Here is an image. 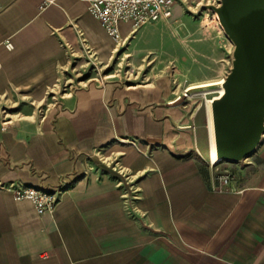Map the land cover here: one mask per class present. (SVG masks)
Instances as JSON below:
<instances>
[{
  "label": "crops",
  "instance_id": "0c3cea01",
  "mask_svg": "<svg viewBox=\"0 0 264 264\" xmlns=\"http://www.w3.org/2000/svg\"><path fill=\"white\" fill-rule=\"evenodd\" d=\"M90 1L2 0L0 108L44 100L68 46L112 58ZM121 28L129 36L130 24ZM195 114L170 85L111 82L80 88L40 120L0 115V264H264V137L244 161L215 169ZM95 153L115 167L98 168ZM120 168L139 191L136 214ZM63 179L45 214L10 187L55 190Z\"/></svg>",
  "mask_w": 264,
  "mask_h": 264
},
{
  "label": "rangeland",
  "instance_id": "374dc122",
  "mask_svg": "<svg viewBox=\"0 0 264 264\" xmlns=\"http://www.w3.org/2000/svg\"><path fill=\"white\" fill-rule=\"evenodd\" d=\"M221 2L179 0L172 18L142 27L123 46L115 44L108 62H102L89 46H83L82 52L66 47L68 61L58 68L56 80L44 100L27 103L26 107L15 104L11 108L1 107L4 123L7 124L11 117L22 119L25 114L31 121L40 120L74 92L92 83L112 82L139 88L167 84L174 92L177 104L185 106L191 114L196 112L202 128L203 149L210 166L216 169L220 163L210 160L208 103L219 94L221 86L218 82L231 71L235 49L218 13L212 8ZM203 84L212 85L198 87ZM192 86L198 88L188 90ZM114 159L98 158L97 167L113 168L116 165Z\"/></svg>",
  "mask_w": 264,
  "mask_h": 264
},
{
  "label": "water",
  "instance_id": "95a60500",
  "mask_svg": "<svg viewBox=\"0 0 264 264\" xmlns=\"http://www.w3.org/2000/svg\"><path fill=\"white\" fill-rule=\"evenodd\" d=\"M235 45L225 93L212 102L220 160L242 162L264 137V0H222L212 7Z\"/></svg>",
  "mask_w": 264,
  "mask_h": 264
},
{
  "label": "built area",
  "instance_id": "2783aa9c",
  "mask_svg": "<svg viewBox=\"0 0 264 264\" xmlns=\"http://www.w3.org/2000/svg\"><path fill=\"white\" fill-rule=\"evenodd\" d=\"M178 0H91L89 10L104 26L108 34L114 40L117 46H123L126 41L138 32L142 27L156 23L162 20L172 18L174 6ZM2 0H0V10ZM128 23L131 26V33L125 37L122 33V24ZM10 46V44H9ZM101 153H98V155ZM100 156V159L106 158ZM101 160V161H102ZM119 175L123 178L120 186L123 188V200L126 209L130 214H136L139 210L136 206V200L139 198L138 190L125 184V170L119 169ZM222 180L229 184L232 178L228 175H222ZM67 179H63L55 190L36 189L21 184H11L15 198L18 200H31L40 214L53 212L59 202L60 195L69 185ZM2 188L5 184L0 183Z\"/></svg>",
  "mask_w": 264,
  "mask_h": 264
},
{
  "label": "bare ground",
  "instance_id": "6f19581e",
  "mask_svg": "<svg viewBox=\"0 0 264 264\" xmlns=\"http://www.w3.org/2000/svg\"><path fill=\"white\" fill-rule=\"evenodd\" d=\"M224 82H225V78H222L218 84H220V90H219V94L214 97L213 99L209 100L208 103V126H209V137H210V141H211V151H210V160L212 163H218L220 161L218 154H217V150H216V142H215V132H214V123H213V115H212V102L213 100L219 98L220 96H222L225 93V88H224ZM207 85H212V84H206V85H198V87H204ZM197 86H192L190 87L188 90H196L198 88ZM138 88V87H137Z\"/></svg>",
  "mask_w": 264,
  "mask_h": 264
}]
</instances>
